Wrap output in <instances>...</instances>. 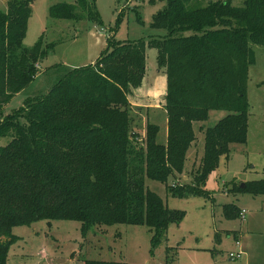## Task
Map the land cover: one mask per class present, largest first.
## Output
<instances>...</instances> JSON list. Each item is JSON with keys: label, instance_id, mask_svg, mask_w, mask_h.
<instances>
[{"label": "trees", "instance_id": "16d2710c", "mask_svg": "<svg viewBox=\"0 0 264 264\" xmlns=\"http://www.w3.org/2000/svg\"><path fill=\"white\" fill-rule=\"evenodd\" d=\"M35 1L9 0L0 12V139H10L0 148V264H7L18 240L12 230L38 221L77 222L83 240L96 228L146 226L157 243L184 214L168 210L146 189L145 179L166 183L183 173L194 123L206 121L212 110L229 113L204 131L200 166L190 184L169 188L176 196L199 194L229 146L247 141L251 45L264 47V0H244L240 7L233 0H165L151 23L166 32L162 39L110 40L93 65L66 71L43 97L3 116V106L32 82L45 55L41 42L23 47ZM74 1L95 19L93 0ZM49 17L78 15L75 6L60 4ZM149 48L156 50L166 79L165 145L156 142L154 125L146 126L143 143H137L126 100L142 83ZM234 191L264 196V180ZM240 213L224 206L226 219Z\"/></svg>", "mask_w": 264, "mask_h": 264}, {"label": "rangeland", "instance_id": "374dc122", "mask_svg": "<svg viewBox=\"0 0 264 264\" xmlns=\"http://www.w3.org/2000/svg\"><path fill=\"white\" fill-rule=\"evenodd\" d=\"M7 1L0 0V12L6 11ZM93 1L95 19L89 18L74 0H36L32 4L23 47L32 49L41 42L45 55L36 66L32 82L3 106V116L22 107L28 99L43 97L66 71L93 65L107 50L110 40L148 42L166 35L164 30L151 27L153 16L165 8V0ZM243 2L233 0L232 5L240 7ZM60 4L75 6L78 17H49L51 7ZM251 50L254 63L248 71L246 89L247 141L229 146L228 157L220 158L199 194L176 196L170 192L171 186L192 182L203 156L204 131L229 114L212 110L206 121L193 125L195 141L187 152L183 173L170 176L166 183L145 179L146 189L157 195L168 210L184 214L181 222L170 224L163 237L153 243V235L146 226L96 228L83 240L77 222L38 221L12 230L18 240L9 249L8 264H82L83 260L124 264H244L248 251L252 257L250 264H264V196L234 191L248 182L264 180V47L251 45ZM156 57L155 49H146L145 76L140 87L129 91L126 100L137 143H143L146 126L154 125L158 128L156 142L165 145V95L152 98L151 90L161 89L163 81L166 84ZM9 141L1 138L0 148ZM228 205L240 212L244 210V216L226 219L223 209ZM245 233L250 235L245 238ZM236 236L245 257L230 260L229 254L237 252ZM38 255L41 259L47 257V261H39Z\"/></svg>", "mask_w": 264, "mask_h": 264}, {"label": "crops", "instance_id": "0c3cea01", "mask_svg": "<svg viewBox=\"0 0 264 264\" xmlns=\"http://www.w3.org/2000/svg\"><path fill=\"white\" fill-rule=\"evenodd\" d=\"M165 81H166V79H165ZM152 90V95H154L152 98H154L155 96L157 97V98H159V97H163L165 94H164V92H165V90H166V84H164V81H163V85H162V88L161 89H151ZM242 211H244V210H242ZM241 211V212H242ZM250 234L249 233H245L244 234V237L245 238H247L248 236H249ZM236 238V240L234 241L235 243L236 242H239L237 239H238V237L236 236L235 237ZM234 238V239H235ZM235 247H236V245H235ZM241 247V246H240ZM236 249H237V251H238V248L236 247ZM240 251H241V253H242V257L244 256L245 257V253H246V262L244 263V264H250L251 262H252V257H251V255H250V252L248 251V254H247V252H243V250H241V248H240ZM241 257V258H242ZM20 258H23V257H20ZM20 258H18V259H20ZM240 258V259H241ZM38 259H39V261H45L46 259H47V257H44L43 259H41V255H38ZM47 261V260H46ZM38 262V261H37ZM7 264H8V261H7ZM82 264H84L83 262H82Z\"/></svg>", "mask_w": 264, "mask_h": 264}, {"label": "built area", "instance_id": "2783aa9c", "mask_svg": "<svg viewBox=\"0 0 264 264\" xmlns=\"http://www.w3.org/2000/svg\"><path fill=\"white\" fill-rule=\"evenodd\" d=\"M244 214H245V211H242L240 213V217H243ZM235 245L238 248V251L236 253L229 254L230 260H239L242 257V253L240 251V243L239 242H236Z\"/></svg>", "mask_w": 264, "mask_h": 264}, {"label": "water", "instance_id": "95a60500", "mask_svg": "<svg viewBox=\"0 0 264 264\" xmlns=\"http://www.w3.org/2000/svg\"><path fill=\"white\" fill-rule=\"evenodd\" d=\"M241 189H244V185L241 186Z\"/></svg>", "mask_w": 264, "mask_h": 264}]
</instances>
